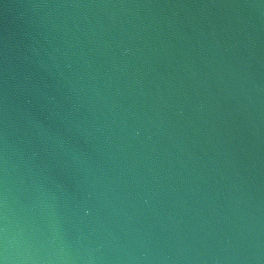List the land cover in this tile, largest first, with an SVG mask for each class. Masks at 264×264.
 <instances>
[{"label": "water", "instance_id": "95a60500", "mask_svg": "<svg viewBox=\"0 0 264 264\" xmlns=\"http://www.w3.org/2000/svg\"><path fill=\"white\" fill-rule=\"evenodd\" d=\"M0 264H264V0H0Z\"/></svg>", "mask_w": 264, "mask_h": 264}]
</instances>
